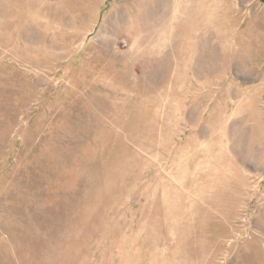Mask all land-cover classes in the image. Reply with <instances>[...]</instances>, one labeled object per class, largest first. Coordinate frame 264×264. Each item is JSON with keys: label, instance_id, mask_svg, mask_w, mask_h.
Segmentation results:
<instances>
[{"label": "rangeland", "instance_id": "374dc122", "mask_svg": "<svg viewBox=\"0 0 264 264\" xmlns=\"http://www.w3.org/2000/svg\"><path fill=\"white\" fill-rule=\"evenodd\" d=\"M0 264H264V0H0Z\"/></svg>", "mask_w": 264, "mask_h": 264}]
</instances>
